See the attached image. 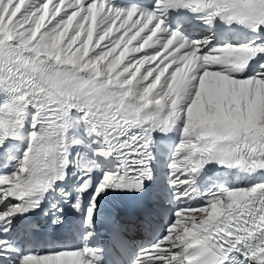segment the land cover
<instances>
[{"label": "snow or ice", "instance_id": "6c2138e0", "mask_svg": "<svg viewBox=\"0 0 264 264\" xmlns=\"http://www.w3.org/2000/svg\"><path fill=\"white\" fill-rule=\"evenodd\" d=\"M179 8L204 13L210 25L219 17L264 32V0H157L152 11L119 7L113 0H0V92L13 94L0 106V148L9 138H19L29 114L34 129L18 169L0 175V202L10 198L22 202L0 211L4 232L9 231L11 217L29 206L38 207L43 194L66 176L73 109L84 112L81 119L90 134L102 137L96 141L102 145L96 155L119 152L125 162L135 157L144 165L131 179L119 171L105 174L96 195L110 187L142 190L145 179H151L153 132L174 128L182 132L170 163L178 201L193 198V175L208 163L264 170V132L233 130L222 122L186 131L189 109L195 114L194 101L224 88L223 82L206 73H222L234 82L264 81V60L253 65L254 74L234 75L264 54V44L213 46L210 38L190 39L165 25L167 11ZM154 48L159 50L145 54ZM29 107L35 111L29 113ZM38 123L47 125L43 134L35 130ZM133 126L142 132L122 139ZM228 190L213 194L208 204L212 206ZM75 207L79 210L80 204ZM95 207L93 198L88 223ZM195 209H178L167 234L141 249L135 264H264V188L228 220L221 217L193 235L185 227L191 228L193 219L202 223L208 215L204 207L199 216ZM10 247L0 239V254ZM100 251L86 246L27 254L20 264H97ZM234 252L244 260L236 261Z\"/></svg>", "mask_w": 264, "mask_h": 264}, {"label": "bare ground", "instance_id": "6f19581e", "mask_svg": "<svg viewBox=\"0 0 264 264\" xmlns=\"http://www.w3.org/2000/svg\"><path fill=\"white\" fill-rule=\"evenodd\" d=\"M115 67V66H114ZM0 106H2V99L12 98V93L10 92H0ZM249 98L240 99L236 102L227 103L219 98H205L200 97L199 103L194 102L195 105V114L193 115V109L189 111V114L193 116L194 119L200 118L203 115L218 116L219 107L225 109L229 116L241 123H249L255 125H264V97L251 99ZM203 102L207 104L206 107ZM35 111V110H34ZM32 116L29 118V129L32 128ZM78 128H81V125L77 123Z\"/></svg>", "mask_w": 264, "mask_h": 264}]
</instances>
